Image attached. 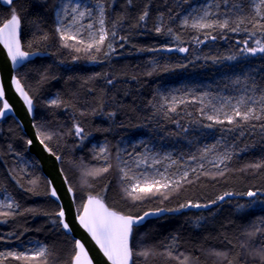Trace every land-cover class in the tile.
<instances>
[{"label":"trees","instance_id":"1","mask_svg":"<svg viewBox=\"0 0 264 264\" xmlns=\"http://www.w3.org/2000/svg\"><path fill=\"white\" fill-rule=\"evenodd\" d=\"M58 1L15 0L10 6L0 2V27L14 8L23 49L48 53L24 63L17 77L35 102L40 138L61 157L79 213L92 196L125 215L168 211L134 228L133 264H264L259 254L264 248V119L236 117L232 124L216 123L206 119L202 104L163 108L160 103L164 86L192 78L224 83L226 76L252 90L254 84L264 86V53L241 51L245 41L249 48L256 47L257 39L264 43V20L252 0H212L217 20H229L226 29L181 24L183 13L202 0H92L105 9L107 35L99 51H85L83 44L61 39L54 12ZM145 10L148 16L141 21ZM260 14L264 15V5ZM168 48L170 53L162 52ZM254 91L260 95L259 89ZM52 100L59 105H52ZM77 126L82 133H76ZM127 139L167 145L190 162L203 158V142L223 141L230 158L221 169L206 167L167 191L139 194L141 198L134 200L118 162L121 141ZM99 143L106 144L104 158L94 150ZM27 144L16 120L4 119L0 192L8 193L16 207L0 210L8 213L0 215V264H34L32 259L1 255L32 241L47 248L46 264H71L76 241L62 230L60 207L50 197L48 180ZM19 158L32 166L23 167ZM255 164L261 167L251 166ZM103 168L108 171H98ZM249 191L257 195L249 197ZM194 204L202 207L189 206ZM145 251L147 256L138 255Z\"/></svg>","mask_w":264,"mask_h":264},{"label":"rangeland","instance_id":"2","mask_svg":"<svg viewBox=\"0 0 264 264\" xmlns=\"http://www.w3.org/2000/svg\"><path fill=\"white\" fill-rule=\"evenodd\" d=\"M65 2L66 0H59L54 9L56 28L62 26L57 20V12L59 11V5ZM74 2L81 3L82 6H87L92 10L91 16H85L79 24L72 26V34H75L76 29H79L80 31V35L77 37V40L82 39L85 42H90L89 33H94L98 38L101 29V18L104 20L103 30L106 33L105 9L102 3L92 0H74ZM251 2L255 11L257 6H259L260 9V0H252ZM214 7L215 6L212 0H202L183 13L180 22L183 26L195 28L192 27V25L200 21V17L204 15V11H209L211 15L205 17V20L200 22H210L217 20V14L214 10ZM101 9H103V16H101ZM61 15L63 16V13H61ZM185 19L188 20L187 25L184 24ZM70 20V17H66L64 18L63 22L64 24H69ZM88 24H92L93 27L88 29ZM58 34L60 35L59 32ZM235 75L239 76V74ZM223 79L224 83H212L209 81H202L192 78L188 79L187 81H181L176 85L169 84L160 90V103L163 108H169L173 105H181L187 102L199 103L205 107L206 113L204 115L206 119L207 116L211 115L225 122L227 119L225 118L224 113H229L231 115L232 105L236 103V100L240 99L241 97L246 99L249 96H253L254 98L258 99L259 94L249 88L246 84L242 83L238 78H227L226 76H223ZM225 83H227V85ZM256 107L258 111L259 106L257 105ZM235 118L236 117H234V119ZM208 121L215 122V120L209 119ZM102 149L106 150L102 151ZM200 149H202L203 158L195 159L190 162L188 159L177 155V153H175L174 150H172L167 145H160L149 139H127L121 141L118 162L120 169H124V172L120 171V173L125 188L130 189L131 186L137 181L142 182L147 179L149 182H151L153 178L161 179V174H163L164 177L168 178L167 182L171 186L168 188L161 187L160 191H167L171 187L177 185L173 183L174 181L179 180V183H181L184 180L181 179L184 173H187L189 176L191 173L202 170L206 167L211 169H221L228 162V158L226 157H228L229 152L226 146L223 145V141H218L216 144L203 142ZM94 150L102 158L107 155V147L105 143L95 144ZM101 161L106 164V159H101ZM19 163L25 168L32 166L31 162L26 158H19ZM201 165L203 167H201ZM193 169H195V171H193ZM125 172L127 173V177L124 176ZM128 177H134V179H128ZM8 203L13 204V207H3V205ZM15 207L16 203L13 198L6 192H0V210L10 211L14 210ZM40 247H43L47 250L44 244L37 241H32L24 246L7 250L1 255H9V253H14L17 256L24 255L31 257L33 253ZM32 260L34 261V264H46V261H48L47 251L44 257Z\"/></svg>","mask_w":264,"mask_h":264},{"label":"snow or ice","instance_id":"3","mask_svg":"<svg viewBox=\"0 0 264 264\" xmlns=\"http://www.w3.org/2000/svg\"><path fill=\"white\" fill-rule=\"evenodd\" d=\"M131 2V0H129ZM3 3L5 4H13V0H3ZM260 4L264 5V0H260ZM13 14L11 15V18L7 20L3 27L0 28V34H4L5 30H7L6 33V39L4 40L5 47L8 49V55L11 57L13 64H17L18 62H22L23 60L27 59L29 56L28 52L21 50V44L20 40L18 39V29L20 27V19L15 14V9H12ZM63 13V16L61 15ZM256 14L260 16L261 20H264V15L260 14L259 6H257ZM92 10L91 8L87 6H82L81 3L74 2V0H66L65 3H61L59 5V11L57 12V20L62 25L61 27L57 28V31L61 35V39L64 41L68 40H76L78 44L84 45L85 51H91L94 47L96 48V51H99L98 45L102 44L106 38V33L103 30V24L104 20L100 19L101 29H100V35L97 38L94 33H89L90 36V42H85L82 39L77 40V37L80 35L79 29H76L75 34H72V26L79 24L80 21L85 16H91ZM211 13L209 11H204V15L200 17V21H204L205 17L210 16ZM101 16H103V9H101ZM148 16V11L145 10L143 14L139 17L141 21L145 20V18ZM70 17V23L64 24V18ZM196 22L192 25V27L195 28H220V29H226L229 27V20L224 19L222 21L214 20L210 22ZM243 21H241L242 23ZM188 20H184V24L187 25ZM259 22H257L258 24ZM93 27L92 24H88L87 28L91 29ZM239 25H237V28L232 29V31H236L238 29ZM264 27V26H262ZM157 32L160 31V28L156 29ZM171 31V29H169ZM115 35V33H113ZM46 38V37H45ZM212 39H216L215 36L212 37ZM245 43V48L241 49V51H246L247 53L251 55H256V53H264V43L260 39H257L255 41L256 47L249 48L247 47V41ZM65 47H68V44L64 45ZM111 47V45H109ZM77 51H80L79 48L76 49ZM171 51V49H169ZM179 51L185 52L187 49L180 48ZM35 53H33L34 55ZM235 57H228V59H234ZM16 84L17 91L21 93V95L24 97L29 111H32V100L28 97V94L24 92L23 88L20 86L19 80L14 81ZM111 83V81H109ZM253 89H259L260 95L259 98H254L253 96H249L246 99L244 97H241L240 99L236 100V103L232 105V112L231 115L229 113H224L225 118L227 119V122L229 124L234 123V117H238L240 121H250V120H261L264 119V86L261 85H253ZM3 97V89H0V98ZM250 102V103H249ZM52 105H59L58 100H52ZM259 106V109L257 111V107ZM172 111H175V108L171 109ZM7 111H11L10 106L7 102L3 104V108L0 109V117H3ZM109 116H114L115 113L109 112ZM207 119L209 120H215L216 123H223L222 120L218 119L214 116H207ZM205 127H211V125H205ZM237 127H240V124L237 123ZM83 132V128L77 126L76 127V133L80 134ZM50 139L51 137H46ZM32 143L31 140L28 141V144L30 145ZM43 143V141H41ZM106 149H102L104 151ZM207 151V150H206ZM59 158V157H57ZM230 158V157H226ZM252 167L259 168L261 167L260 164L251 165ZM201 167H203L201 165ZM98 171L106 172L108 171L107 168L100 169ZM121 172H124V169H120ZM195 171V169H193ZM124 176L127 177V173H124ZM188 174L184 173V175L181 177V179H187ZM128 179H134V177H128ZM168 178L164 177L163 174H161V179H155L153 178L151 182H149L147 179L144 181H137L135 184L131 186L130 189H126L128 192V195L132 199H140L139 194H149L153 193L155 190L156 192L160 191V188H168L171 185L167 182ZM34 183V182H33ZM173 183L179 184V180L174 181ZM52 196H56L57 193L54 190L52 193ZM226 196L232 195V193H225ZM257 193L253 191L247 192V196L254 197ZM166 198V197H165ZM224 196H220L219 200H224ZM89 205L92 206L91 210L89 209V206H85L84 214L79 217V220L84 228H86L91 234L94 240H96V243L100 245L101 249L104 251V254L108 257L109 260L113 262V264H129V261L131 260V257L133 255L132 249L129 246L130 237L132 235L133 231V224L138 223L139 221H142L144 219L143 216L139 217L138 219L134 220L131 216H124L120 215L115 211H110L105 205L100 201L96 199L89 200ZM191 207H202L200 204H194L189 205ZM3 207L6 208H12L13 204L8 203L3 205ZM183 207V206H182ZM163 211V209L161 210ZM0 215L6 216L8 215L7 212H0ZM58 216L64 217L65 212L63 210L59 211L57 213ZM145 216L149 215L148 213L144 214ZM63 223V221H61ZM63 226L65 229H68V224L63 223ZM249 235H254V233H249ZM77 246L80 248L81 253H83V245L77 241ZM46 249L43 247L38 248L31 257L29 256H17L14 253H9V255H13L17 259H39L41 257H44L46 255ZM219 254V253H218ZM259 254L264 256V248L259 249ZM86 255V253H85ZM138 255H144L147 256L148 252L145 251L143 253H138ZM77 264H81L80 261V254L78 253L75 257ZM88 264H91L89 261Z\"/></svg>","mask_w":264,"mask_h":264},{"label":"water","instance_id":"4","mask_svg":"<svg viewBox=\"0 0 264 264\" xmlns=\"http://www.w3.org/2000/svg\"><path fill=\"white\" fill-rule=\"evenodd\" d=\"M14 1L15 0H13V2ZM0 2L5 6H10L9 4L3 3V0H0ZM2 27L3 25L0 28ZM20 32L21 23L18 29V39L20 40L21 50L25 51L23 49ZM6 33L7 30H5L4 34H0V89H3V97L0 98V102L2 103L1 109L3 108V104L7 102L10 106L11 111H7L3 117H0V124L7 117H13L20 125L23 133L27 136L28 141H32L30 145L27 144L28 153L33 155L38 160L39 167L44 177H46V179L48 180L50 186V197L58 203L60 211L63 210L65 212L64 217L58 216L60 219L62 230L66 234L72 236L76 241V254L71 264H77L75 257L78 253L80 254L81 264H88L89 261L91 262V264H113V262L109 260L108 257L104 254V251L101 249L100 245L97 244L96 240L93 239L92 234L83 227L79 220V217L84 214L85 206H89V209L91 210L92 206L89 205L90 198L100 200L110 211L115 210L109 208L104 200L92 196L87 199L81 213H79L75 192L70 186L68 179L66 178L61 167V157L56 156L44 142L41 143L42 139L40 138L35 125V102L20 79L17 77V71L24 63L32 61L38 57H47L48 53H42L39 51L28 52L29 56L27 59L14 65L11 57L8 55V49L4 44V40L7 38ZM165 51L170 53L172 49L171 51L165 49L162 50V52ZM33 53L35 54L33 55ZM16 80H19L21 88H23L24 92H26L28 94V97L32 100L31 112L29 111L24 97L19 91H17L16 84L14 83V81ZM54 190L57 193L56 196H52L51 194ZM117 213L124 216H131L134 220L143 216L144 219L142 221L133 224L134 230V228L144 225L147 221L164 216L169 212L166 210L147 211L145 212L149 214L147 216L144 215L145 213L140 216L125 215L119 212ZM61 221L68 224V229L64 228ZM132 236L133 231L129 241V246L131 249ZM77 241H79V243L83 245V253H81L80 248L77 246ZM129 264H133V255L131 257V260L129 261Z\"/></svg>","mask_w":264,"mask_h":264},{"label":"bare ground","instance_id":"5","mask_svg":"<svg viewBox=\"0 0 264 264\" xmlns=\"http://www.w3.org/2000/svg\"><path fill=\"white\" fill-rule=\"evenodd\" d=\"M256 12V11H255ZM170 48H168L167 50H169ZM206 113V112H205Z\"/></svg>","mask_w":264,"mask_h":264}]
</instances>
